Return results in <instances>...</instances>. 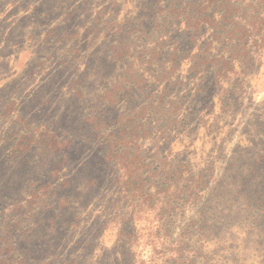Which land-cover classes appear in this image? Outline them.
<instances>
[{"label":"rangeland","instance_id":"374dc122","mask_svg":"<svg viewBox=\"0 0 264 264\" xmlns=\"http://www.w3.org/2000/svg\"><path fill=\"white\" fill-rule=\"evenodd\" d=\"M229 1L232 7L259 2ZM170 2L0 0V264H136L133 240L140 233L134 199L120 186V120L135 108L146 111L141 118L134 116L144 126L142 133L130 128L126 135L130 153L144 152L130 157L129 165L155 169L165 158L169 163L172 146H165L161 133H145L144 128L160 114L166 120L173 100V92L163 98L159 113L156 102L150 107L167 89L152 77L157 71L150 58L156 48L154 28L185 23L187 4ZM128 3L133 8L121 20ZM173 11L181 14L176 17ZM143 27L152 34L141 35ZM170 50L169 44L158 46L164 60ZM25 52L29 59L17 71ZM243 62L247 76L258 72L264 51ZM246 74L235 79L238 88L223 94L234 112H225L228 118L220 126L228 122L225 129L231 132L223 128L222 136L243 137L253 127L259 134L264 131V103L252 98ZM256 88H264V82ZM207 119H194L168 136L173 144L187 132L195 136L192 129ZM237 153L246 152L239 147ZM179 158L186 164L185 155ZM113 225L118 226L116 239L107 247L101 241ZM263 229L237 235L236 244L209 263L264 264ZM179 230L187 234L186 228Z\"/></svg>","mask_w":264,"mask_h":264},{"label":"trees","instance_id":"16d2710c","mask_svg":"<svg viewBox=\"0 0 264 264\" xmlns=\"http://www.w3.org/2000/svg\"><path fill=\"white\" fill-rule=\"evenodd\" d=\"M173 1L187 4L183 11L185 23L173 29L161 25L154 28L156 48L150 58L157 71L152 77L156 82L164 83L167 89L150 102V107L156 102L158 107L154 109L159 113L163 98L173 92V100L167 110V122L160 114L153 123L145 126V133L151 130L153 134L161 133L165 146L170 148L173 144L168 136L171 130L181 132L182 126H189L192 120L201 116L212 119L202 120L201 126L194 127L195 136L187 132L179 140L182 145L185 139L188 141L183 151L176 154L170 151L169 163L165 158L166 163L161 161L155 169L151 165H129L130 157L140 158L144 152L130 153L125 148L129 145L126 135L130 128L134 133H142L139 128L144 126H138L134 121L135 117L141 118L140 115L146 113L145 109L135 108L120 120V149L123 150L120 155L124 156L120 163L122 193L134 199L131 202L134 218L139 212H152L159 222L153 236L156 240H167L159 249L153 243L150 262L137 259L136 264H210L216 253L236 244L237 235L253 234L257 227L264 228V131L259 134L260 131L253 127L248 135H242L246 141L242 146L240 140L231 142L232 135L222 136V129L228 122L220 126L222 120L225 122L228 118L224 116L225 112L231 115L234 112L223 94L238 88L236 80L230 82L228 89L222 87L221 79L228 82L225 70L231 71L236 62L245 75L249 67L244 69L243 60L252 53L254 58L261 57L264 51V0L244 3V7L239 4L232 7L229 0ZM233 2L238 3L237 0ZM173 12L176 17L181 14ZM140 34L152 33L143 27ZM166 44L171 50L164 60L162 54H158V46ZM185 61H190L191 66L181 75ZM134 88L137 89V85ZM217 97L218 113L215 111ZM204 111L207 114L202 115ZM201 128L209 138L205 143L211 144L206 152L204 143L199 152L193 147L201 139ZM235 144L237 146H233ZM239 147L246 153L238 154ZM220 148L227 154L221 155ZM182 155L187 157L186 164L179 158ZM167 166L169 169L165 172ZM147 174L151 177H146ZM179 213L185 217L182 221L176 217ZM182 222H185L183 226ZM179 227L186 228L187 234L181 235ZM239 227H246V232ZM194 236H199V240H194ZM139 239L133 240L134 245Z\"/></svg>","mask_w":264,"mask_h":264},{"label":"clouds","instance_id":"9594fccd","mask_svg":"<svg viewBox=\"0 0 264 264\" xmlns=\"http://www.w3.org/2000/svg\"><path fill=\"white\" fill-rule=\"evenodd\" d=\"M133 8L132 3H128L125 5L124 11L121 12L120 14V19L122 20L124 17V14L126 11L131 10ZM23 14V13H21ZM134 14V13H133ZM166 39V38H165ZM29 53L25 52L21 56V61L20 64L16 66V70L19 71L26 60L29 59ZM191 63L190 61H185L183 65L181 66L180 69V74L183 75L185 74L188 69L190 68ZM84 65H80V70L83 71ZM227 72L228 76V82H226L224 79L220 80V83L224 89H228L230 87V82L235 80L237 77L242 76L243 73L241 71V65L239 63L233 62L232 65V70L228 71L227 69L225 70ZM246 84L249 86V92L252 95V98L257 102V103H264V88L257 89L256 85L258 82H264V66H261L258 70V72L248 75L245 77ZM220 106L219 102L217 101V113L219 112ZM209 121H211V117L208 118ZM225 132L228 131V129L224 130ZM201 139H198L196 143L193 145V147L199 152L201 144L204 143L205 146V152L207 151L208 148L211 147L210 143H205L206 141L209 140L207 136H205V129L201 128L200 133H199ZM223 135V134H222ZM236 140H240L241 143H246V141L239 136V133H237L236 139L233 140V143L236 142ZM150 142V141H149ZM188 143V141L185 139L184 144H180L179 141L174 143L172 145V149L174 152H181L183 151L184 146ZM148 145L145 144V147ZM229 148L232 147V145L228 146ZM199 159V157H197ZM131 211V209H129ZM153 213L149 212L147 210L139 212L135 216V224L137 229L139 230L140 233V239L138 243L134 247V251L138 254L137 258L138 260L145 261V262H150V257L153 255V244L148 243V241L151 239L157 249L161 247L162 244H166L167 240L166 238H161L160 240H156L155 236H149L150 232H155L156 228L159 225L158 221H155L153 219ZM117 225H113L109 231L105 234L103 237L101 243L104 244L107 247H111L112 243L116 239V231H117ZM233 231H236V229H233ZM99 254V250H97V255ZM169 255H173L170 253Z\"/></svg>","mask_w":264,"mask_h":264}]
</instances>
